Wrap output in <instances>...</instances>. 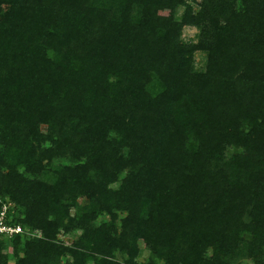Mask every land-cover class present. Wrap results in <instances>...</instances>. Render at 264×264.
Segmentation results:
<instances>
[{"label": "trees", "instance_id": "16d2710c", "mask_svg": "<svg viewBox=\"0 0 264 264\" xmlns=\"http://www.w3.org/2000/svg\"><path fill=\"white\" fill-rule=\"evenodd\" d=\"M0 200V264H264V0H0Z\"/></svg>", "mask_w": 264, "mask_h": 264}, {"label": "built area", "instance_id": "2783aa9c", "mask_svg": "<svg viewBox=\"0 0 264 264\" xmlns=\"http://www.w3.org/2000/svg\"><path fill=\"white\" fill-rule=\"evenodd\" d=\"M10 203H3L0 200V236H4L7 238H12L16 235H28L33 236L30 233H27L21 226H14L10 224V218L8 214L11 209Z\"/></svg>", "mask_w": 264, "mask_h": 264}, {"label": "rangeland", "instance_id": "374dc122", "mask_svg": "<svg viewBox=\"0 0 264 264\" xmlns=\"http://www.w3.org/2000/svg\"><path fill=\"white\" fill-rule=\"evenodd\" d=\"M194 8L195 10H198V6L197 4H194ZM196 29L195 28H191V27H186L185 30H184V39L185 40H195L196 38ZM197 66L198 67H201L203 65V57L202 55H198L197 56ZM66 244H71L72 240H73V237L71 236H65V237H60ZM11 246H9V250L11 251ZM146 256H142L141 260H145ZM11 263H13V261H11Z\"/></svg>", "mask_w": 264, "mask_h": 264}]
</instances>
